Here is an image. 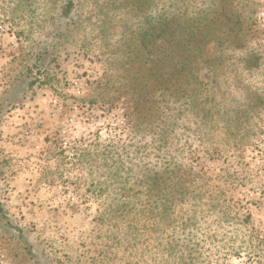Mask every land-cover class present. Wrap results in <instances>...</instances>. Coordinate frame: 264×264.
Here are the masks:
<instances>
[{
	"label": "rangeland",
	"instance_id": "rangeland-1",
	"mask_svg": "<svg viewBox=\"0 0 264 264\" xmlns=\"http://www.w3.org/2000/svg\"><path fill=\"white\" fill-rule=\"evenodd\" d=\"M122 1L0 0V264H264V0H170L235 17L143 113Z\"/></svg>",
	"mask_w": 264,
	"mask_h": 264
},
{
	"label": "trees",
	"instance_id": "trees-1",
	"mask_svg": "<svg viewBox=\"0 0 264 264\" xmlns=\"http://www.w3.org/2000/svg\"><path fill=\"white\" fill-rule=\"evenodd\" d=\"M123 1L130 11L146 15L142 16L140 32L133 31L131 39L126 35L121 40L118 54L125 66L120 74V80L124 81L120 86L123 90L129 86L124 92L132 93L138 113L146 109L159 112L160 103L186 96L181 95L185 89L179 83L198 79L195 72L201 69L198 66L208 65L210 61L205 55L209 43L219 40L214 38L217 24L229 25L235 15L224 6L190 11L189 6L179 5L177 1L170 7L166 6L170 0ZM72 7V1L68 2L65 14ZM141 118L146 116H137Z\"/></svg>",
	"mask_w": 264,
	"mask_h": 264
}]
</instances>
